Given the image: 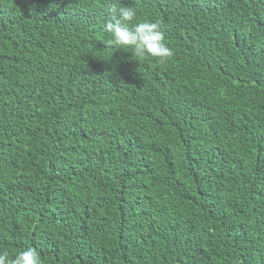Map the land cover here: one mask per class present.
Returning <instances> with one entry per match:
<instances>
[{
	"label": "trees",
	"instance_id": "obj_1",
	"mask_svg": "<svg viewBox=\"0 0 264 264\" xmlns=\"http://www.w3.org/2000/svg\"><path fill=\"white\" fill-rule=\"evenodd\" d=\"M174 55L108 47L110 9ZM44 264H264V0H0V251Z\"/></svg>",
	"mask_w": 264,
	"mask_h": 264
},
{
	"label": "clouds",
	"instance_id": "obj_2",
	"mask_svg": "<svg viewBox=\"0 0 264 264\" xmlns=\"http://www.w3.org/2000/svg\"><path fill=\"white\" fill-rule=\"evenodd\" d=\"M110 12L113 19L105 25V31L111 35L105 43L108 47L129 52L138 60L153 57L165 62L174 55L158 23L143 21L134 24L137 12L130 6H113ZM0 264H44V262L35 248L28 247L13 256H9L6 251H0Z\"/></svg>",
	"mask_w": 264,
	"mask_h": 264
}]
</instances>
